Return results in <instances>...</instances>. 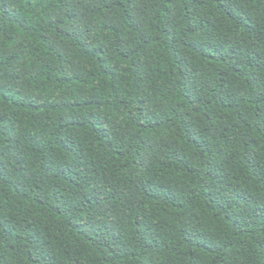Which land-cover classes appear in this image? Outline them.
I'll return each instance as SVG.
<instances>
[{
  "label": "trees",
  "instance_id": "obj_1",
  "mask_svg": "<svg viewBox=\"0 0 264 264\" xmlns=\"http://www.w3.org/2000/svg\"><path fill=\"white\" fill-rule=\"evenodd\" d=\"M0 264H264V0H0Z\"/></svg>",
  "mask_w": 264,
  "mask_h": 264
}]
</instances>
